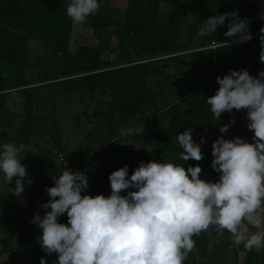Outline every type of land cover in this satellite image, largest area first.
<instances>
[{
  "label": "clouds",
  "instance_id": "clouds-1",
  "mask_svg": "<svg viewBox=\"0 0 264 264\" xmlns=\"http://www.w3.org/2000/svg\"><path fill=\"white\" fill-rule=\"evenodd\" d=\"M99 8V0H70L66 12L80 25ZM226 20V37L238 38L239 43L252 39L250 22L237 12L209 17L197 35L216 33ZM260 40L264 45V35ZM259 58L264 62V48ZM216 81L218 90L206 99L214 117L246 110L247 128L254 132L252 143L223 136L212 143L211 167L219 173L218 182L202 180L198 164L185 168L153 160L140 162L130 178L128 165L113 171L111 194L92 196L82 195L89 184L86 174L66 167L54 178V186L46 188L50 199L40 206L46 210L43 217L36 213L31 221L42 230L38 237L42 250L58 255L55 264H184L196 248L193 237L209 229L221 236L229 233L236 246L248 251L264 249V71L253 77L246 68L232 70ZM228 128L225 124L219 131L227 133ZM141 132L144 125L120 135ZM192 132L188 128L176 137L185 162L204 158ZM30 151L23 143H4L0 148V173L5 186L15 182L9 191L16 196L24 191L27 178L20 154ZM128 189L135 190L121 195ZM65 213L66 224L58 220ZM40 264H46L43 257Z\"/></svg>",
  "mask_w": 264,
  "mask_h": 264
},
{
  "label": "trees",
  "instance_id": "trees-1",
  "mask_svg": "<svg viewBox=\"0 0 264 264\" xmlns=\"http://www.w3.org/2000/svg\"><path fill=\"white\" fill-rule=\"evenodd\" d=\"M164 1H175L179 11L183 5L185 8L192 6L186 0H129L125 16L119 18L105 11L101 6L102 0H99V11L81 25L89 26L94 32L106 29V44H83L76 51H71L74 23L66 12L70 0H0V139L24 138L34 144L29 140L28 132L37 121L36 111H40L43 97L40 89L43 87H48L53 93L61 88L92 98L98 91L111 97L109 102L102 104L108 110L105 117L108 122L107 140L97 146L95 152L105 148L106 143L113 139L115 123L128 126L133 122L132 129H135L162 112L168 116L165 130L144 127V132L128 136L135 142L169 151L170 158H174L177 164H180L178 161L183 149L177 146L176 137L188 128L193 129L192 137L197 144L210 135L214 140L221 136L226 140L239 137L235 125L230 123L235 119L234 109L230 113H222L219 119L215 118L206 99L219 88L217 76L223 78L232 70L245 68L251 75V66L256 67V77L264 71V62L257 61L248 52V43L264 35L261 32L264 18L258 19L259 27L249 26L252 39L242 43L247 50L235 52L234 44L238 43V38L224 35L228 30L227 20L216 33L199 37L197 32L202 25L191 21L184 32L173 17L174 7L170 8L171 16L166 15ZM247 9L250 11V7ZM112 37L118 39L117 46L110 43ZM32 40L46 41L55 53L53 63H35V59L39 61L40 58L32 53ZM213 41L226 43L206 48ZM262 48L264 45L261 44ZM107 51L110 54L106 55ZM206 52L211 54L210 60L205 59ZM186 54L197 57L200 64L181 96L175 102L165 104L159 85L162 79L174 75V71L169 73L167 68ZM205 62L213 63L212 74L199 83ZM31 71L37 76L30 74ZM58 78L60 80H54ZM152 80L156 82L150 86ZM14 97H19V101H14L13 106ZM45 119L42 117V121ZM225 124L229 125L228 131L221 133L219 128ZM202 153L204 158L201 161L190 159L184 165L198 164L202 168L200 178L206 180L207 168L213 159L212 147ZM69 160L73 161L72 158ZM193 239L196 248L184 264H208L206 258L211 244L208 231ZM229 243H219L216 248L220 251ZM247 258L249 262L258 258L260 262L264 261V249L252 250Z\"/></svg>",
  "mask_w": 264,
  "mask_h": 264
},
{
  "label": "rangeland",
  "instance_id": "rangeland-1",
  "mask_svg": "<svg viewBox=\"0 0 264 264\" xmlns=\"http://www.w3.org/2000/svg\"><path fill=\"white\" fill-rule=\"evenodd\" d=\"M186 1L191 2L192 6L185 8L186 5H183L180 11L176 10L178 4L175 1L163 2V10L166 11L168 17L171 16L170 8L174 7L173 17L181 25L184 32L187 31L189 22L196 21L201 25L209 17L222 14L220 10L224 11V13L237 12L240 19L246 18L250 22L249 26L254 25L259 27L260 21L258 19H260V17L264 18V0H251L250 3L247 0ZM128 2L129 0H102L101 6L111 15L123 18L127 10ZM249 7L250 11L247 9ZM107 38L108 34L106 29L94 32L89 26L74 24L71 51H76L78 47L83 44L104 46ZM110 43L113 46H117L118 39L112 37ZM248 46V52L250 51L253 58L260 61L259 57L262 50L260 39L252 40V42L248 43ZM31 50L34 55L40 58L39 61L35 59V63L51 64L55 60L53 49H51L44 40H32ZM234 50L235 52H242L247 50V46L238 42L234 44ZM108 54H110L109 51L106 52V55ZM245 54H247V51ZM204 56L206 60L211 59V54L209 52H206ZM198 64L200 63H198L197 57L186 54L182 56L176 64L170 65V67L167 68L169 73L174 71V75L162 79L159 85L165 104H171L181 96L193 76V71L198 68ZM212 67V62H205V64H203V72L199 79V83L209 78L212 74ZM250 69L252 70L251 75L256 77V67L251 66ZM31 73L34 77L37 76L34 71H31L30 74ZM155 82L156 80H152L150 86H153ZM40 93L43 97L40 100V111H36L38 118L37 121L33 123L31 127L32 130L28 132L29 140L38 145L34 148L30 142L24 138L22 140H7L2 138L0 139V148H2L4 143H12L17 146L23 143L26 148H30L31 151L34 150V156L31 151L30 153L22 152L20 155L24 156L21 159V163L26 166V172H34L36 176L35 179L39 180L37 184L42 185L48 178H51V183H53L54 186V178L61 175L64 171V167L60 163L61 154L71 159V153H75L77 148L79 150L91 151V149L97 148V146L107 140L106 133L108 122L105 117L108 115V110L106 108L104 109L102 104H104V102H109L111 97L98 91L95 98H92L90 95L83 96L81 93L72 94V92L69 93L61 88H57L56 93H53L48 90V87L41 88ZM14 101L18 102L19 97H14L12 101L13 106ZM42 117L46 118L45 122L42 121ZM234 120L238 136L252 143L253 131L247 128V124L249 123L247 113H241V110H239L235 113ZM167 124L168 116L165 112H162L146 121L143 125L150 130H165ZM202 139L204 141L203 143H201ZM202 139L199 141L202 151L209 150L212 147V143L215 141L214 137L211 135L205 136ZM170 154L169 151L163 152L161 147L145 145L141 142H135L130 137H124L116 144L113 143L99 152L92 153V155L84 160L80 166L77 165L80 172L81 170H83V173L86 172L89 182L87 189L84 190V194L88 193L94 196L99 194L105 196L110 195L111 187L109 175L125 165H128L130 178L140 162L147 163L154 160L177 164L174 158L173 160L170 158ZM212 160L213 159L210 160V164L207 168L206 181L218 182L219 176H215L217 172L211 167ZM178 162H180V165H183L185 161L180 159ZM194 164L195 166L197 165L196 163ZM188 166L192 165L189 163L185 168ZM42 171L46 173L48 176L47 178H42L43 175L45 176ZM48 171L51 172L50 175ZM4 183L5 182L0 179V196L2 195L1 191L3 188V190H6L8 193L11 192L9 188L15 187V182H12V184L8 186H4ZM134 190L135 189L125 190L121 195H126L128 191ZM15 202L16 200H11L9 203ZM2 203H6V206L8 202L0 199V206ZM13 207L14 206L11 208ZM13 213H16L15 209ZM5 214L6 212L4 209L0 210V224ZM67 219L66 213L58 218L59 222L65 224L67 223ZM17 226H20L19 223L16 224V227ZM30 226L32 228L31 230H37L34 224ZM208 233L211 237V244L208 249L209 256L206 258L208 264H230L231 261L235 262V260L239 258L240 252L246 250L241 248L242 251L237 252L235 250V244L230 234L227 232L221 236L214 229H209ZM23 239L24 237L18 236L15 240H7L6 236V240L0 243V252L2 250H4L3 252L10 251V255L3 256L1 254L2 264H40L42 257L45 259L46 264H55L58 260L57 254L53 253L49 255L45 253L40 243H31L33 241H25ZM225 241H229L230 243L218 251L216 246ZM242 255H244V252Z\"/></svg>",
  "mask_w": 264,
  "mask_h": 264
},
{
  "label": "crops",
  "instance_id": "crops-1",
  "mask_svg": "<svg viewBox=\"0 0 264 264\" xmlns=\"http://www.w3.org/2000/svg\"><path fill=\"white\" fill-rule=\"evenodd\" d=\"M238 112L234 109V114ZM241 113H247L246 110H241ZM132 125V124H131ZM122 126L119 123H115L114 125V133H113V139H111L109 142L106 143L105 148L109 147L114 142H118L119 140H122L126 136H121L120 133L122 131H127L128 129H132L133 126ZM105 142V141H104ZM103 142V143H104ZM114 143V144H116ZM38 144L34 143L32 146L35 148ZM101 145V144H100ZM99 145V146H100ZM96 148V147H95ZM95 148L91 149V151L87 150H79L78 148L75 150V153H71L72 159L74 161L78 162V165L80 166L81 163L86 160L88 157L92 155V153H95ZM102 148L101 150L105 149ZM101 150H96V152H99ZM32 155L34 156V150L31 151ZM31 170V169H30ZM83 170H81L82 172ZM43 172V171H42ZM45 176L43 175L42 178H47L45 172H43ZM49 175L51 174L50 171H48ZM86 174V172H84ZM37 174V173H36ZM34 172H27V178H31L32 183L29 185L27 184V178L25 180V189L20 194V196L14 195L12 192H6V190L1 191L0 199H3L6 203H2L0 206V210H3L6 212L5 216H3V220L0 224V243L4 240H15L18 236L24 237L23 240L25 241H33L31 243H39L38 237L42 235V230L37 227L34 223H32V219L34 217V214L39 213L41 217H43L45 213V209L40 207L42 204H45L49 201L50 197L46 192V188H49L50 186H53V183H51V178H48V180L42 184H37L39 180L35 179ZM57 178V177H55ZM0 179L4 182L3 174L0 173ZM40 179V178H39ZM14 182V181H13ZM5 184V183H4ZM5 186V185H4ZM82 195H84V191L82 192ZM87 195H91L88 194ZM94 196V195H92ZM16 198V199H15ZM11 200H16L15 203H9ZM14 206L13 208H11ZM8 209V210H6ZM16 210V213H13V210ZM47 211H50V209H47ZM15 212V211H14ZM19 223L20 226L17 228L16 224ZM31 224H34L37 227L36 229L31 230ZM2 250L0 252V255L3 256L10 255V251L3 252ZM2 255L0 256V264H2Z\"/></svg>",
  "mask_w": 264,
  "mask_h": 264
},
{
  "label": "built area",
  "instance_id": "built-area-1",
  "mask_svg": "<svg viewBox=\"0 0 264 264\" xmlns=\"http://www.w3.org/2000/svg\"><path fill=\"white\" fill-rule=\"evenodd\" d=\"M249 3L251 2V0H247ZM226 42L224 43H221V42H218V41H213L209 46H207L206 48H215L221 44H225ZM60 163L63 165V169L66 170V167L67 169H70L71 171L73 172H76V171H79V167L77 166V162H74L72 160H69L66 158L65 155L61 154L60 155ZM241 248H243V250H245V248L243 247V245H240V246H236L235 245V250L237 252L239 251H242ZM263 250V249H261ZM261 250H258V251H261ZM255 251V249H254ZM244 252V255H242ZM251 251H248V250H245V251H242L240 252V255H239V258L235 260V262L231 261L230 264H264V261H261L258 259H253L251 262L248 261V255ZM236 257V256H235Z\"/></svg>",
  "mask_w": 264,
  "mask_h": 264
}]
</instances>
